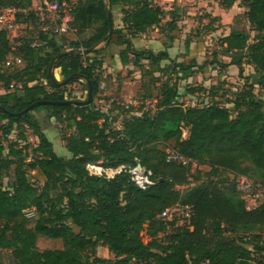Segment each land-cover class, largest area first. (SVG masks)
Wrapping results in <instances>:
<instances>
[{"label":"trees","instance_id":"16d2710c","mask_svg":"<svg viewBox=\"0 0 264 264\" xmlns=\"http://www.w3.org/2000/svg\"><path fill=\"white\" fill-rule=\"evenodd\" d=\"M236 1L219 3L230 8ZM240 1L255 35L250 41L249 32L233 29L217 41L230 62H221L216 52L211 62L220 70L237 65L239 76L246 80L231 101L238 110L235 117L217 101L222 80L210 87L188 85L185 94L206 97L202 104L192 106L182 100L179 80L194 71L196 60L189 64L174 60L162 67L166 54L134 47V37L162 21L164 11L153 0H79L69 21L72 38L43 34L39 45H33L31 38H21L14 45L6 32L0 33V83L5 88L0 105L20 113L33 103L48 101L17 115L0 109V249H11L15 264H264L262 256L253 254L264 251V204L247 208L237 189L218 178L200 182L185 193L179 188L189 183L193 165H206L209 174L216 176L224 171L243 174L264 185V0ZM108 4L123 6L124 26L113 28L111 35ZM9 6L28 8L32 0H0V9ZM108 35L106 43L114 40L124 45L120 52L124 63L132 53L135 66L165 77L154 98V112H105L94 105L103 64V47L97 45ZM67 47L73 53H65ZM10 56L22 59L25 66H6ZM144 59L148 68L142 64ZM52 64L65 80L70 78L65 85L80 81L82 87L68 90L54 82ZM245 64L253 66L257 85L244 75ZM76 75L90 81L92 99L82 104L51 103L88 99L89 82ZM44 110L52 118L63 117L72 128L66 137L69 159L56 152L34 113ZM119 119V125H112ZM14 124L31 129L34 143L24 130L6 143ZM170 141L190 159L189 164L168 160L161 146ZM138 162L156 178L146 189L138 187L128 173L109 178L89 169L91 164L117 167ZM35 169L45 176L42 184L32 180L30 171ZM177 203L192 204L194 214L185 221L188 226L161 241L157 235L176 222L167 223L161 215ZM32 207L35 214L29 217L25 211ZM143 229L150 237L147 242ZM39 236L61 240L62 248L40 250ZM99 246L114 258L98 256Z\"/></svg>","mask_w":264,"mask_h":264},{"label":"rangeland","instance_id":"374dc122","mask_svg":"<svg viewBox=\"0 0 264 264\" xmlns=\"http://www.w3.org/2000/svg\"><path fill=\"white\" fill-rule=\"evenodd\" d=\"M238 1H239V5H243L240 0ZM245 10H247L246 7H245ZM16 17H17L16 29L14 33L11 35V39L14 45H16L17 41L20 40L21 38H31L32 39L34 36H36L38 33V26H39L37 16L33 13L32 14L31 13H28V14L18 13ZM235 22H236V27L234 29L249 32L251 35L250 41H252V38L254 37L255 32L253 31L252 26L250 25L246 14L245 13L239 14L235 18ZM201 35L203 37L211 36L210 29H207L206 31H202ZM66 36L68 38H72L73 34L68 32L66 33ZM213 38H215V41L205 45V50H204L205 52L202 54V58L199 59L200 63H198V66H200L199 70H197L198 66L194 67L195 68L194 70L196 71L195 72L193 71L192 73L191 83H193L192 85H201L205 83L206 81L213 82L217 79V77L220 74H222V79H221L222 81L220 82L221 83L223 82V84L217 90V94H218L217 101L220 102L222 105L226 106L227 108H229V110L232 112V115L235 117L238 110L235 108L234 102H231V101L236 100L235 98L237 97V94L241 92V90L244 88L246 80H244L242 77H239V75H234L235 80L232 81L231 76L233 75H230L232 73L230 74L228 73V69L225 71H222V73L221 72L219 73L220 69L215 68L217 67V65L211 63V62H215L214 61L215 52L218 58L220 60H223L221 57V53H220L221 49L218 47V43H217L218 37H213ZM66 51H70V48H66L65 52ZM185 62L187 63L190 62V59H187V61ZM205 62H208V65L207 67L202 68L201 66ZM25 64L26 63L24 61L16 59V60H12L11 64L6 65V66H10L11 68L20 69V68H23ZM201 68L203 71H200ZM224 69L226 68L224 67ZM99 70L101 73V81L107 84L106 89L111 88L114 84L111 81L112 74L110 73L111 75H109V73H107L106 70H103L102 68H100ZM139 70H140V73L138 74L141 77H138V78H135L134 70L126 69V70L120 71L119 73L120 77H122V79L124 80V83L128 79L130 83H132V81L135 82L136 88L135 87L134 88L136 89V92L134 95L122 97L120 99L110 100L112 96L109 97L108 95H104L105 88L101 87L100 92L93 98L94 105L97 108H100L101 110L105 112H111L112 110L117 109L116 106L118 105V102L135 101V100L141 102L146 97L148 99L156 98L159 94L158 87L161 84V82L165 80V77H156L154 74H147L141 68H139ZM245 72L246 74L249 75L255 71L253 70L252 66L246 64ZM253 74L255 78L251 81L257 84L258 78L255 73ZM187 82L188 81L185 80V82L182 83V86H184L185 89L188 87ZM207 84H208L207 87L211 86L209 83ZM62 86L63 88H67L69 90L71 88H76V87L81 88L82 84L80 81H75V82H71L66 85L63 84ZM0 87H1L0 90H3L5 92V88L1 83H0ZM261 94L264 98V90L261 92ZM190 98H185L184 102L189 101L188 103L190 105ZM204 98L206 97L199 98L200 104H202L204 101L207 100ZM184 104L186 105V103ZM34 113L36 114L37 117H39L41 121L42 129L51 138L56 152L59 155L64 156L66 159H69L71 157V153L67 149V146H66V143H67L66 137L72 132V128L67 125V121L63 119V117L62 118L50 117V111H47V110H44L42 112H34ZM119 124H120V119L116 121V123L114 122L112 125L116 126ZM23 126L24 127L22 128L18 124H14L11 134L8 136L9 140H5V142L8 143L10 142V140H15L18 134L22 130H24L25 134L29 138V142L33 144L35 141V137L33 135L32 130L27 128L26 125H23ZM188 135H189V131L187 128H185L183 131V137L186 138L188 137ZM173 144H174V141H170V142H167L166 144H162L161 147L165 149L168 147L173 148ZM30 173L33 177L32 180L35 181L36 183L42 184L45 181V176L42 174L40 170L35 169V170L30 171ZM209 173H210V168L208 166L193 165L192 174L189 179V183L183 186H179V188L182 190L183 193H185L189 191L190 189H192L194 186H196L200 182L208 181L211 179H217V178L220 181H223L226 185L234 186L236 188V184H235L236 177L235 176L237 175H235V172L224 171V172H220V174L217 176L209 174ZM197 178H198V181H197ZM4 181L6 182L7 179H5ZM25 212L27 216L32 217L35 214V208L32 207L30 209H27ZM184 226H188L185 220H178L175 223L169 225L165 231L160 232L157 235V238L161 241H164L167 239L169 235H171L177 229L183 228ZM141 235L146 242L150 240L149 235L146 233V229H143L141 231ZM37 245L40 250L62 248L61 240L50 239V238L43 237V236H39ZM262 246H264V244H262ZM253 254L254 256L258 258H261V256L262 258H264V251L263 252L254 251ZM97 255L102 258L109 259V260L110 259L112 260L114 258V255L106 247H103V246H99L97 248ZM0 262L2 264H15L11 249H0ZM104 264H107V263H104Z\"/></svg>","mask_w":264,"mask_h":264},{"label":"crops","instance_id":"0c3cea01","mask_svg":"<svg viewBox=\"0 0 264 264\" xmlns=\"http://www.w3.org/2000/svg\"><path fill=\"white\" fill-rule=\"evenodd\" d=\"M71 1H74L77 4L79 0H71ZM41 2L42 0H32V6L28 8L32 10V12L34 13V10L41 4ZM153 3L155 5L160 6L164 11V16L162 18L161 23L149 27L141 35L134 37L132 39V42L134 47L138 50H151L155 54L159 52L166 54L167 58L161 61L162 67L170 65L174 60L177 63H184V64H189L192 60H196L197 63H200L199 59L202 58V54L205 52L204 51L205 45L215 41V38L213 37H218L219 39L223 36L230 34V32L236 27L235 18L239 14L244 13L246 11L245 6L239 5V1H236L230 8L222 7L219 3V0H153ZM122 8L123 6L119 4H115L112 6H110L109 4L107 5V10L110 12L111 17L113 19L114 29L121 28L124 26L122 19L123 18ZM210 18H216V19L210 22ZM71 19H72V15L68 17V23ZM15 29L12 32H10L9 36L7 35L10 38L12 44L13 41L11 39V35L14 33ZM207 29H210L211 36L203 37L201 35V32L206 31ZM69 32L74 36L73 33L74 29L70 30ZM66 33L68 32L61 33L58 35H66ZM88 33H90V30L87 31V34ZM42 35L43 33L40 34V38H39L40 42L37 45L42 43L41 41ZM36 36L32 38V43L34 42ZM18 42L19 40L17 41V43ZM97 47H103L101 53L103 64L101 68L103 70H106V72L109 73V75L112 74L111 81L112 83H114L111 88L106 89L107 84L103 82L105 88L104 95H108L109 97L112 96L110 100L120 99L122 97L134 95L136 92L135 82L132 81V83H130L128 79L124 83V80L122 79V77H120L119 74L120 71L122 70L130 69L135 71V78L141 77L138 74L140 73L139 67L135 66L132 63V56H133L132 53H130L129 55V59H128L129 61L127 63H124L120 55V52L124 48V45H119L114 40L110 41L109 43H106V40H103L101 43L97 45ZM70 50L73 49L70 48ZM81 52L84 53L83 50ZM57 57L58 56L54 58V61L56 60ZM221 57L223 60H220L219 58L218 59L224 63H229L231 60L230 57L226 55L221 54ZM16 59L22 60L10 56L8 61L12 62V60H16ZM187 59H190V62L188 63L185 62L187 61ZM215 60L216 59H214V61ZM142 64L145 66V68L149 67L146 59L142 60ZM245 65H244V75L249 76L251 80H253L255 78L253 73L255 72L249 75L246 74ZM199 67L200 66L197 67L198 68L197 70H199ZM202 68L200 69V71H203ZM215 68H219V66ZM225 68L226 69L223 68L220 70L221 73L222 71L228 69V73L229 74L232 73L230 75H233L231 76V80L234 81L235 80L234 75H239V67L237 65L232 64V65H228ZM192 69L194 70L195 68L193 67ZM178 70L180 71V69ZM195 71L196 70H194V72ZM182 73L183 72L180 71V74ZM192 73L193 71L188 73V75H186L181 80H179L180 89L182 93H184L182 100L191 97V95L185 94L186 89L184 88V86H182V83L185 82V80H187L188 82H190V83L187 82V84L192 85L193 84L191 83ZM50 74L52 75V79L54 80V82H56L59 85L63 84V82L68 81V79L66 80L64 79L61 70L59 68H54L53 65L50 68ZM155 75L163 76L161 72H156ZM76 77L88 81L87 78L82 77L80 75H76ZM221 79H222V74H220L215 81L213 82L206 81L202 85L207 87L208 85L207 83H209L212 86ZM46 83L47 82L45 81L44 84ZM3 93L5 92L3 90H0V94ZM77 94L78 97H80L79 95L81 94V91H77Z\"/></svg>","mask_w":264,"mask_h":264},{"label":"built area","instance_id":"2783aa9c","mask_svg":"<svg viewBox=\"0 0 264 264\" xmlns=\"http://www.w3.org/2000/svg\"><path fill=\"white\" fill-rule=\"evenodd\" d=\"M76 3L69 0H42L41 4L34 10V14L38 20V33L32 43L37 45L40 41V34H61L73 30L69 23L68 17L72 15ZM29 8H19L16 6H9L0 9V33L6 32L9 36L17 23V14L31 13ZM48 14V15H47ZM50 14V15H49ZM50 18V19H49ZM19 43V42H18ZM16 43V44H18ZM11 61H7L6 65H10ZM104 88V83L100 84ZM189 102V101H188ZM186 102L187 104H189ZM199 104V99L196 97L190 98V105L195 106ZM157 108L156 99H144L143 101H126L118 102L116 112L123 114L141 115L145 111L154 112ZM167 158L170 161H175L184 165L189 164L190 159L183 156L174 148H166ZM91 172L99 175H106L109 178L114 177L118 173H128L131 180L140 188L146 189L156 183V178L151 169L144 167L141 163L136 165L121 164L117 167H105L101 164H91L89 166ZM236 189L242 198L246 201L247 208H256L264 204V185L255 182L250 177L238 174L235 176ZM194 214V207L189 203H177L165 209L161 217L167 223L178 220L189 221Z\"/></svg>","mask_w":264,"mask_h":264},{"label":"water","instance_id":"95a60500","mask_svg":"<svg viewBox=\"0 0 264 264\" xmlns=\"http://www.w3.org/2000/svg\"><path fill=\"white\" fill-rule=\"evenodd\" d=\"M108 17H109V21H110V32H109V35L112 33V31H113V21H112V17H111V14H110V12L108 11ZM109 35L108 36H106L105 37V39L104 40H107V38L109 37ZM84 52L86 51V50H83ZM65 53H73V50H70V51H67V52H65ZM53 65V64H52ZM51 65V66H52ZM52 76V75H51ZM70 78H68V80H69ZM89 82V91H88V99L86 100V101H79V100H66V101H50L51 103H58V104H82V103H88L91 99H92V91H93V88H92V85H91V83H90V81H88ZM65 82H63V84H64ZM48 101H44V100H40V101H38V102H36V103H33V104H31V105H29L25 110H23L22 112H20V113H15V112H10L9 110H7L5 107H3V106H1L0 105V109L1 110H3V111H6V112H9L11 115H17V114H22V113H24V112H27V111H30V110H32L36 105H40V104H44V103H47Z\"/></svg>","mask_w":264,"mask_h":264}]
</instances>
